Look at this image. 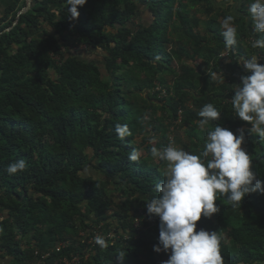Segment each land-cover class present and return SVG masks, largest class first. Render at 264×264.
<instances>
[{
  "label": "trees",
  "instance_id": "obj_1",
  "mask_svg": "<svg viewBox=\"0 0 264 264\" xmlns=\"http://www.w3.org/2000/svg\"><path fill=\"white\" fill-rule=\"evenodd\" d=\"M26 4L0 0L3 264H264V0Z\"/></svg>",
  "mask_w": 264,
  "mask_h": 264
},
{
  "label": "rangeland",
  "instance_id": "obj_2",
  "mask_svg": "<svg viewBox=\"0 0 264 264\" xmlns=\"http://www.w3.org/2000/svg\"><path fill=\"white\" fill-rule=\"evenodd\" d=\"M0 10H2V6L0 7ZM200 13H201L200 15L204 19H208V16L206 14H203L202 12H200ZM223 28L226 29V30H231V29H233V25L229 24V23H224ZM82 49L84 50V46L80 47V51H82ZM83 53H85V55H88L90 58L95 57V59H96V56H98V58L100 60L103 59V52H97L96 55L95 54H89V52H83ZM198 61H200V60H198ZM168 80H169V82H171V77L170 76L168 77ZM214 159L216 160V166H218L217 162L219 161L220 158H218V156H215ZM171 162H175V157L172 158ZM197 169H198V173L196 174L195 184H196V188H197L198 194H197L196 202L197 203H203V201H205V199L209 198V193H207L205 191L204 187H203L202 180L200 179V171H199L198 166H197ZM166 170L168 172H170V174H172V173L175 174V170L171 166L166 167ZM226 171L230 172L229 170H222L220 172L221 175L225 174ZM87 173L92 174L95 177H99L100 176V175L94 173L92 169H88ZM164 239L169 240L168 234L164 236ZM63 245H64V243H63ZM185 248H186V246L183 245L182 249H185ZM154 251H155V254H154L155 259L162 260L164 262V264H176V261H175L176 254L174 253V251L169 250V248L166 245H161V246L160 245H155ZM75 257L78 259L77 256H75Z\"/></svg>",
  "mask_w": 264,
  "mask_h": 264
},
{
  "label": "water",
  "instance_id": "obj_3",
  "mask_svg": "<svg viewBox=\"0 0 264 264\" xmlns=\"http://www.w3.org/2000/svg\"><path fill=\"white\" fill-rule=\"evenodd\" d=\"M31 4H32V0H27L26 6L19 11L18 15L20 16L21 14L27 12L30 9Z\"/></svg>",
  "mask_w": 264,
  "mask_h": 264
},
{
  "label": "built area",
  "instance_id": "obj_4",
  "mask_svg": "<svg viewBox=\"0 0 264 264\" xmlns=\"http://www.w3.org/2000/svg\"><path fill=\"white\" fill-rule=\"evenodd\" d=\"M227 53V52H226ZM221 56H225V53L224 54H222ZM138 222H139V220H137V222H136V225L138 224ZM97 237V236H96ZM108 237L109 238H113L114 237V235L112 234V233H109V235H108ZM97 239V238H96ZM90 242H92L91 240H90ZM59 250V249H58ZM48 255V253L46 254V256ZM74 260L76 261L77 260V258L76 257H74Z\"/></svg>",
  "mask_w": 264,
  "mask_h": 264
},
{
  "label": "crops",
  "instance_id": "obj_5",
  "mask_svg": "<svg viewBox=\"0 0 264 264\" xmlns=\"http://www.w3.org/2000/svg\"><path fill=\"white\" fill-rule=\"evenodd\" d=\"M261 1H263V0H261ZM200 14H201V13H200V12H198V13H197V17H200V18L204 19V18H203V17H202ZM249 20H251V19H250V16H248V21H249ZM258 20H259V18H258V19H256V22H258V23H259V21H258ZM258 26H259V25H258ZM257 28H258V27H257ZM257 28H256V29H257ZM252 31H254V29H253ZM0 264H3V262H2L1 260H0Z\"/></svg>",
  "mask_w": 264,
  "mask_h": 264
}]
</instances>
